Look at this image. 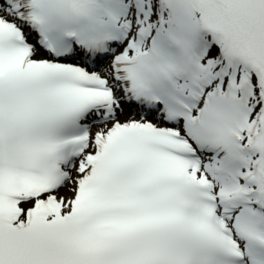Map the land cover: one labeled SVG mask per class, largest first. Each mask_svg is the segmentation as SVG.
Instances as JSON below:
<instances>
[{"label": "snow or ice", "instance_id": "obj_1", "mask_svg": "<svg viewBox=\"0 0 264 264\" xmlns=\"http://www.w3.org/2000/svg\"><path fill=\"white\" fill-rule=\"evenodd\" d=\"M0 264H264V0H0Z\"/></svg>", "mask_w": 264, "mask_h": 264}]
</instances>
